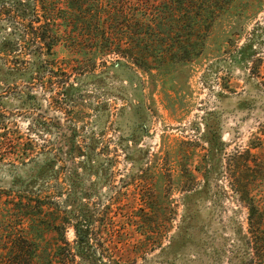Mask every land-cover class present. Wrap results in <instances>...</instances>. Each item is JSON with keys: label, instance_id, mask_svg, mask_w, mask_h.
Instances as JSON below:
<instances>
[{"label": "rangeland", "instance_id": "1", "mask_svg": "<svg viewBox=\"0 0 264 264\" xmlns=\"http://www.w3.org/2000/svg\"><path fill=\"white\" fill-rule=\"evenodd\" d=\"M188 1L172 37L193 60L152 76L63 41L55 73L38 71L20 20L0 14V48L13 46L0 49V261L21 226L6 201L36 194L70 213L106 206L118 264H244L242 196L264 210V0ZM68 138L81 155L58 149Z\"/></svg>", "mask_w": 264, "mask_h": 264}, {"label": "trees", "instance_id": "2", "mask_svg": "<svg viewBox=\"0 0 264 264\" xmlns=\"http://www.w3.org/2000/svg\"><path fill=\"white\" fill-rule=\"evenodd\" d=\"M189 2L16 0L12 6L1 7L0 14H9L10 9L14 11L22 27L21 46L32 47V54L39 60L38 71L46 68L49 74L55 73L52 68L48 70L49 58L53 47L63 41L87 48L89 57L98 53L119 56L152 76L151 69L179 66L193 60L189 57L190 49L174 45L176 39L172 37L177 32L172 23L179 22L178 14L185 11L182 7ZM65 27H79L82 33L72 40V34L66 32ZM12 49L7 41L1 50L7 54ZM89 59L93 61L95 56ZM50 80V77L45 79L46 82ZM54 126L59 136L64 134L59 123L55 122ZM63 148L69 157L83 153L70 138L58 149ZM18 198L6 201L10 205L5 209L8 221L17 220L21 226H13L1 242L0 264H118L120 258L116 253L129 260L127 254L114 245L111 237L114 222L106 206L97 216H91L84 210L61 211L49 196L22 194ZM242 200L248 208L247 231L240 236L246 255L244 264H264V210L248 194H244ZM69 226L74 232L72 243L65 237ZM101 230L106 232L105 237L100 235Z\"/></svg>", "mask_w": 264, "mask_h": 264}]
</instances>
